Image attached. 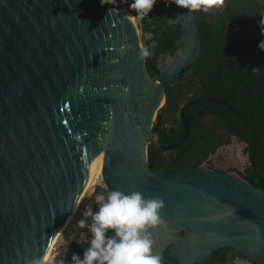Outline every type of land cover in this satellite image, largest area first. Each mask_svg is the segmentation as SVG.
<instances>
[{
	"label": "water",
	"instance_id": "1",
	"mask_svg": "<svg viewBox=\"0 0 264 264\" xmlns=\"http://www.w3.org/2000/svg\"><path fill=\"white\" fill-rule=\"evenodd\" d=\"M160 6L167 17L143 45L121 0H0V264L50 253L91 174L96 132L106 192L165 201L166 226L152 232L163 264H205L222 249L264 264L263 189L204 166H149L150 148L170 153L189 139L188 105L176 146H161L159 130L167 88L190 74L201 50L195 13ZM170 28L174 50L155 59ZM199 99L231 106L217 95ZM101 194L95 188L92 201ZM87 247L73 243L72 254L83 258Z\"/></svg>",
	"mask_w": 264,
	"mask_h": 264
},
{
	"label": "trees",
	"instance_id": "2",
	"mask_svg": "<svg viewBox=\"0 0 264 264\" xmlns=\"http://www.w3.org/2000/svg\"><path fill=\"white\" fill-rule=\"evenodd\" d=\"M232 6H229L226 13L230 12ZM256 8L262 9L259 6ZM167 9L155 5L153 11L149 13V17L141 20V30L143 34L150 33L151 30H158L167 17ZM197 24L200 30L201 50L199 58L189 74V76L197 75L202 81L214 73H220V67L217 62L226 60L222 51L228 43H232V35L222 27L220 22L216 24L220 30L214 28L213 24L207 23L204 18L195 13ZM264 20V18H263ZM257 35L250 37L257 46V54L261 63L257 65V69L264 77V35L261 31V23L257 28ZM247 28H244L241 36H249ZM176 31L170 28L166 31L159 41V45L164 47L163 50L169 49L173 52L174 41L176 39ZM228 42V43H226ZM260 45V46H259ZM222 81L228 83L229 89L225 93L224 99L231 105L227 107L221 103L202 99L193 104L188 105L192 100L201 98L210 92H202L190 100H185L182 95L174 92V87H168L166 91V108L162 118L159 130V144L165 148L176 146L185 135V128L181 123L180 117L170 119L174 113H180V105L184 103L185 117L190 125L191 133L188 141L181 147L170 152L169 156L162 158V152L156 148L149 149V166L151 170L160 171L173 168H198L202 167L208 160L209 156L214 154L219 148V141L222 138L213 136L212 133L216 128H224L226 124H222L224 112L231 114L232 120L241 134L237 135L239 140L247 143L245 154L248 158V166L242 175L243 179L252 185L264 190V96L259 100H252L246 88L250 82L249 74L251 70L246 63L240 61L238 66L233 69L222 67ZM252 74V72H251ZM240 75L244 78V85L237 82L236 76ZM201 81V82H202ZM206 106H213L220 114L219 119L212 120L211 127H204L202 135L200 131L197 112ZM172 127H168V125ZM200 135V136H199ZM199 138L203 142H199ZM234 255L228 249H222L214 253L205 264H228L232 261Z\"/></svg>",
	"mask_w": 264,
	"mask_h": 264
},
{
	"label": "clouds",
	"instance_id": "3",
	"mask_svg": "<svg viewBox=\"0 0 264 264\" xmlns=\"http://www.w3.org/2000/svg\"><path fill=\"white\" fill-rule=\"evenodd\" d=\"M158 2L161 0H133L131 7L136 10L137 19L144 20L149 17V13ZM162 2L166 7L174 4L192 14L209 12L214 3L218 6L223 4V0H162ZM101 3L103 4L104 0H101ZM260 23L261 31L264 32V20ZM126 50L127 46L120 47L122 54ZM150 55L151 52L146 47L140 52L139 57L144 60ZM165 207L162 198H146L140 191L109 190L106 195H99L97 210L86 207L83 218L78 221V227L87 229L90 239L86 243L88 247L83 258L78 254H72L73 264H163V257L154 252L155 240L152 232L166 226L161 215ZM28 264H46V258H32Z\"/></svg>",
	"mask_w": 264,
	"mask_h": 264
},
{
	"label": "flooded vegetation",
	"instance_id": "4",
	"mask_svg": "<svg viewBox=\"0 0 264 264\" xmlns=\"http://www.w3.org/2000/svg\"><path fill=\"white\" fill-rule=\"evenodd\" d=\"M229 6H232V8L230 12L226 13ZM257 6L262 9L256 8ZM197 13H199L207 23L213 24L214 28L217 30H220V27L216 24V22H220L222 24V27L225 28L233 36L231 38L233 42H226L228 44L226 45L224 51H222V54L225 55L226 60L217 62V65L220 67V73H214L213 75L208 76L203 81L197 75H188L181 82L173 86L174 92L177 95H182L185 100L193 99L197 96V94H201L202 92H210L211 94L209 95H217L224 98L225 93L229 89V85L228 83L222 81V72H225L224 70H222V67L233 69L234 67L238 66L240 61H242L246 63V65H248L249 69L252 72V74L251 72L249 74L250 82H248V85H246L250 98L253 101L262 99L264 96V77L260 74L259 70L257 69V65L261 63V60L259 55L257 54V46L254 44L250 37H254L255 35H257V28L259 27L261 20H263L264 18V0H223V4L221 6H218L216 3H214L211 6L209 12ZM244 28H247V32L250 33L249 36H241ZM262 34L264 35V32ZM163 35L160 37V39L163 37ZM159 41L158 46L155 50V59H157L159 52H163L166 54L172 52L169 49H166L164 51V47L159 45ZM236 78L238 84L244 85V78H241L240 75H237ZM182 82L186 83V88L190 87L191 89L195 90L193 96L186 95V92L181 87ZM199 100H192L188 105L190 106V104H193ZM184 107V103H181L180 110H182V108ZM227 107L230 108L231 106ZM178 116L180 117V113H174L172 117ZM197 117L199 121V126L200 128H202L200 131V135H202L203 128L211 127L212 120L219 119L220 114L218 113V110L215 107L206 106L198 110ZM223 117L224 119L222 120V124H226L227 126H225L224 128H216L212 133L213 136H217L219 139H223H220V146L219 148H217L216 152L221 147H223L231 137H236L239 140L237 135L241 134V132L238 131L235 122L232 120L230 113L224 112ZM169 127H172V125H170ZM239 141L244 143L246 148L247 143L241 140ZM199 142H203L201 138H199ZM169 155L170 154L168 153V156ZM88 238L89 236L80 241H77L76 243H87Z\"/></svg>",
	"mask_w": 264,
	"mask_h": 264
},
{
	"label": "rangeland",
	"instance_id": "5",
	"mask_svg": "<svg viewBox=\"0 0 264 264\" xmlns=\"http://www.w3.org/2000/svg\"><path fill=\"white\" fill-rule=\"evenodd\" d=\"M123 2V5H126L127 0ZM157 5L160 6V2H158ZM131 13L132 15H134L133 12ZM136 23L141 30V20L136 19ZM151 37L152 36L150 33H141L142 44L145 45L146 42L151 39ZM181 87L186 92L187 96H193L195 90L191 89L190 87L186 88L185 82H182ZM169 117L170 119L174 118L172 116ZM169 126L170 123L168 127ZM161 156L162 158H166L168 157V153H162ZM247 166L248 158L245 154V144L240 142L236 137H231L223 147H221L214 155H211L208 158L207 162L204 165V167L206 168L217 170L219 172L226 173L232 176H237L240 178H243L242 175L244 174ZM99 173L96 174L95 177H93L91 184L84 192L83 197L80 199L75 213L61 231V239L67 238L73 240L74 242H77L90 235L87 229H81L78 227V221L83 218V213L86 207H91L93 209L94 205H97V199L95 201H92L91 199L92 193L95 188L101 187L104 190L105 195L107 193ZM90 222L91 221L89 220V223ZM59 236L57 237V239H59Z\"/></svg>",
	"mask_w": 264,
	"mask_h": 264
},
{
	"label": "built area",
	"instance_id": "6",
	"mask_svg": "<svg viewBox=\"0 0 264 264\" xmlns=\"http://www.w3.org/2000/svg\"><path fill=\"white\" fill-rule=\"evenodd\" d=\"M62 235V233H61ZM61 235L59 236V239L55 242L53 245L49 255V258L47 260L46 264H72L71 256V245L74 242L73 240L62 238ZM228 264H252L245 259L235 257L232 261H230Z\"/></svg>",
	"mask_w": 264,
	"mask_h": 264
},
{
	"label": "bare ground",
	"instance_id": "7",
	"mask_svg": "<svg viewBox=\"0 0 264 264\" xmlns=\"http://www.w3.org/2000/svg\"><path fill=\"white\" fill-rule=\"evenodd\" d=\"M123 1H125V0H121V3H122V5H123ZM123 7L125 8V13L127 14V17L129 18V20H130V22L133 24V25H135V26H137V23H136V19H135V16L134 15H132V13H131V11H129L127 8H126V5H123ZM164 102H162V104H163ZM161 104V105H162ZM100 137H101V135H100V133L99 132H96V133H93V155H92V167H91V174H90V176H89V178H88V180H87V182L85 183V185L83 186V190H82V192H81V194H80V196H79V199H78V201H77V204H76V206H75V209H74V213H75V210H76V208H77V206H78V204H79V202H80V199L83 197V195H84V192L87 190V188L89 187V185L91 184V181H92V179H93V177H95V175L96 174H98L99 173V171H100V176H101V173H102V167H103V154L102 153H100L99 151H98V148H97V144H98V141H99V139H100ZM98 167H99V169H98ZM101 179H102V177H101ZM73 213V214H74ZM69 222V221H68ZM67 222V223H68ZM66 226V225H65ZM64 226V227H65ZM63 230V229H62ZM61 230V231H62ZM58 240V239H57ZM56 240V241H57ZM55 241V242H56ZM55 242H54V244H55ZM48 255V254H47ZM45 256V258H46V263H47V260H48V258H49V255L48 256Z\"/></svg>",
	"mask_w": 264,
	"mask_h": 264
}]
</instances>
